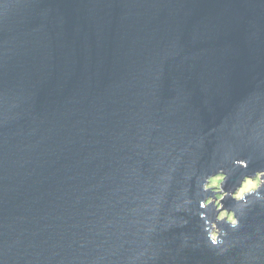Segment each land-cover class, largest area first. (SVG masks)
I'll return each mask as SVG.
<instances>
[{
    "label": "water",
    "instance_id": "water-1",
    "mask_svg": "<svg viewBox=\"0 0 264 264\" xmlns=\"http://www.w3.org/2000/svg\"><path fill=\"white\" fill-rule=\"evenodd\" d=\"M0 264H264V0H0Z\"/></svg>",
    "mask_w": 264,
    "mask_h": 264
},
{
    "label": "rangeland",
    "instance_id": "rangeland-1",
    "mask_svg": "<svg viewBox=\"0 0 264 264\" xmlns=\"http://www.w3.org/2000/svg\"><path fill=\"white\" fill-rule=\"evenodd\" d=\"M258 179H259L258 177H256L255 179L247 178L235 196L237 198H240L244 193H248L249 191L255 189L259 184ZM222 181H223V176L217 175V176L210 178L209 183L207 185V187L211 188L213 191H218V192H215L214 196L210 197V199L206 202V203L214 202L217 209L221 207L219 202L221 199L224 198V195L221 193V188H220ZM229 217H231V220L229 219ZM218 219H227L228 221H231V222L235 220L233 213L232 212L227 213L225 210L221 211L218 214ZM214 236H216L215 233H214Z\"/></svg>",
    "mask_w": 264,
    "mask_h": 264
},
{
    "label": "clouds",
    "instance_id": "clouds-1",
    "mask_svg": "<svg viewBox=\"0 0 264 264\" xmlns=\"http://www.w3.org/2000/svg\"><path fill=\"white\" fill-rule=\"evenodd\" d=\"M229 219L231 220V217H229ZM235 222L233 221V224H234Z\"/></svg>",
    "mask_w": 264,
    "mask_h": 264
},
{
    "label": "bare ground",
    "instance_id": "bare-ground-1",
    "mask_svg": "<svg viewBox=\"0 0 264 264\" xmlns=\"http://www.w3.org/2000/svg\"><path fill=\"white\" fill-rule=\"evenodd\" d=\"M259 180V179H258Z\"/></svg>",
    "mask_w": 264,
    "mask_h": 264
},
{
    "label": "trees",
    "instance_id": "trees-1",
    "mask_svg": "<svg viewBox=\"0 0 264 264\" xmlns=\"http://www.w3.org/2000/svg\"><path fill=\"white\" fill-rule=\"evenodd\" d=\"M250 186V185H249Z\"/></svg>",
    "mask_w": 264,
    "mask_h": 264
}]
</instances>
